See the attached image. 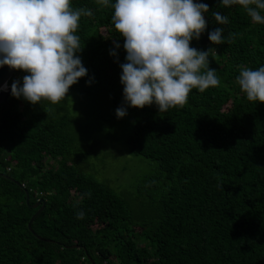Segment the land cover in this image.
I'll return each mask as SVG.
<instances>
[{
    "label": "trees",
    "instance_id": "trees-1",
    "mask_svg": "<svg viewBox=\"0 0 264 264\" xmlns=\"http://www.w3.org/2000/svg\"><path fill=\"white\" fill-rule=\"evenodd\" d=\"M70 2L93 12L76 33L87 74L59 103L10 92L0 105V264H264V103L248 101L236 82L241 66H264V24L239 5L198 0L209 6L207 27L191 46L214 49L209 67L221 84L194 88L183 107L160 112L124 101L126 52L114 9ZM214 12L229 23L217 24ZM217 27L234 34L231 43L211 44ZM27 74L15 70L10 86ZM82 105L125 159L141 160L145 172L128 185V166L115 178L103 175L104 164L101 172L90 166L81 140L94 132ZM117 108L126 115L118 118Z\"/></svg>",
    "mask_w": 264,
    "mask_h": 264
},
{
    "label": "clouds",
    "instance_id": "clouds-1",
    "mask_svg": "<svg viewBox=\"0 0 264 264\" xmlns=\"http://www.w3.org/2000/svg\"><path fill=\"white\" fill-rule=\"evenodd\" d=\"M225 7L239 5L252 22L264 24V0H220ZM114 9L112 22L123 37L126 62L120 82L124 101L135 108L155 104L160 112L183 107L192 89L204 92L219 87L216 70L209 67V52L191 46L207 27L206 3L198 0H96ZM87 8H73L70 0H0V67L27 72L22 86L11 85V94L31 104L47 99L56 104L87 74L77 53L82 49L76 34ZM217 24L228 17L214 12ZM224 29L209 32L213 45L232 42ZM116 48L119 44L115 45ZM115 55L113 51L110 53ZM236 82L250 102L264 103V66L256 70L241 66ZM126 115L124 108L116 116ZM77 211L76 218H84Z\"/></svg>",
    "mask_w": 264,
    "mask_h": 264
},
{
    "label": "rangeland",
    "instance_id": "rangeland-1",
    "mask_svg": "<svg viewBox=\"0 0 264 264\" xmlns=\"http://www.w3.org/2000/svg\"><path fill=\"white\" fill-rule=\"evenodd\" d=\"M71 105L77 106L78 101L75 100V102H72ZM87 106L88 105H82L80 115L85 120L84 125L90 130H93L94 136L90 135L88 138L86 136H82L83 139L81 141L87 140L85 148L87 150L89 149V152H91L90 160H88L90 166L96 170L99 169L101 172V168L104 164L106 174L103 175L115 178L120 174V169L126 165L130 171L121 177L124 185H128L129 181H131V177L135 176V174L140 175L145 172V168L140 162L141 160L132 157L125 159V153L122 149H120L117 143H111L108 139V135L104 131H96V128L98 127V120L94 117V112Z\"/></svg>",
    "mask_w": 264,
    "mask_h": 264
},
{
    "label": "water",
    "instance_id": "water-1",
    "mask_svg": "<svg viewBox=\"0 0 264 264\" xmlns=\"http://www.w3.org/2000/svg\"><path fill=\"white\" fill-rule=\"evenodd\" d=\"M14 72H15V70L9 68L8 66L0 67V105L3 104V103H5L8 100L9 96H10V92H11L10 87H8V90L7 91H3V89L6 86V84H8L9 81L12 79V77L14 75ZM0 176H4V175H1L0 174ZM18 185L23 188L22 185H20V184H18ZM28 201H29V193L26 192V201L25 202L27 203ZM42 202L43 201L36 202L35 205H33L32 207L34 209H37L40 206V203H42ZM41 205H42V207L34 215V217L31 219L30 224L33 222V220L35 219V217H37L39 215V213L43 210V208H44L43 203ZM30 224H29V228H30Z\"/></svg>",
    "mask_w": 264,
    "mask_h": 264
},
{
    "label": "built area",
    "instance_id": "built-area-1",
    "mask_svg": "<svg viewBox=\"0 0 264 264\" xmlns=\"http://www.w3.org/2000/svg\"><path fill=\"white\" fill-rule=\"evenodd\" d=\"M8 87H10V89H11L10 83L6 84V86L4 87L3 91H7Z\"/></svg>",
    "mask_w": 264,
    "mask_h": 264
}]
</instances>
